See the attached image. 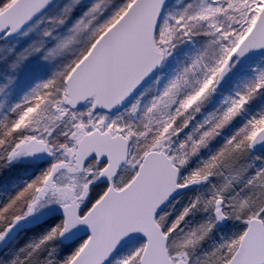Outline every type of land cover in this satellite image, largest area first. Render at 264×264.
<instances>
[{
	"label": "snow or ice",
	"instance_id": "snow-or-ice-1",
	"mask_svg": "<svg viewBox=\"0 0 264 264\" xmlns=\"http://www.w3.org/2000/svg\"><path fill=\"white\" fill-rule=\"evenodd\" d=\"M0 264H264V0H0Z\"/></svg>",
	"mask_w": 264,
	"mask_h": 264
}]
</instances>
